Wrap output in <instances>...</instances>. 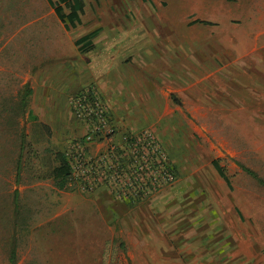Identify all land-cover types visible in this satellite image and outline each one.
<instances>
[{
	"label": "rangeland",
	"instance_id": "obj_1",
	"mask_svg": "<svg viewBox=\"0 0 264 264\" xmlns=\"http://www.w3.org/2000/svg\"><path fill=\"white\" fill-rule=\"evenodd\" d=\"M82 3L0 0V264H264V0ZM119 151L114 193L50 175Z\"/></svg>",
	"mask_w": 264,
	"mask_h": 264
},
{
	"label": "trees",
	"instance_id": "obj_2",
	"mask_svg": "<svg viewBox=\"0 0 264 264\" xmlns=\"http://www.w3.org/2000/svg\"><path fill=\"white\" fill-rule=\"evenodd\" d=\"M49 8L53 9L55 16L59 20H65L69 25L73 21L78 22V15L82 13L83 3L82 0H46ZM63 8L68 10L67 14H64ZM87 36L80 38L77 42L79 44L84 43L87 40ZM87 44H84V46ZM88 46V45H87ZM79 108L88 115H93V111L96 109L95 103L91 100L89 93L81 94L79 96ZM24 101H21V107H24ZM45 129V126H43ZM154 147L155 143L152 142ZM140 143H137L135 139L130 140L129 145L139 146ZM22 148L20 146V152ZM55 158L58 161V166L51 170V177L54 181L57 182L58 188H62L65 185H73L79 189L90 192L102 187H106L111 192H116V190H121L120 188L131 187V183L127 182L129 179L124 177V173L128 172L127 167V155L125 152H109L107 156H104L97 164L94 166V161L81 162L74 169L71 164L65 159V157L60 152L55 153ZM218 176L223 179L225 182L226 177L223 173V170L216 164V162L211 163ZM155 165V163H154ZM90 167L89 170L87 168ZM244 173H246L250 178H252L259 186L264 189V179L260 178L254 172L248 170L245 167L241 168ZM20 170V156L16 164V171ZM90 171V175H88ZM158 172L157 167L153 168V174ZM18 177V176H17ZM139 182V180H137ZM156 184V181H155ZM132 185H136L133 183ZM16 195L13 194V203H14V213L16 214ZM124 198L123 196H121ZM127 200L132 202L133 200L129 197H126ZM125 199V200H126ZM10 264H14V250H10Z\"/></svg>",
	"mask_w": 264,
	"mask_h": 264
}]
</instances>
